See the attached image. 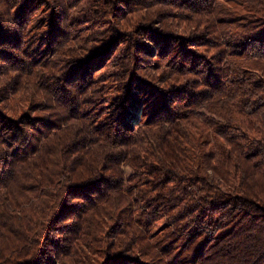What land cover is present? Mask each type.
<instances>
[{
    "label": "trees",
    "instance_id": "16d2710c",
    "mask_svg": "<svg viewBox=\"0 0 264 264\" xmlns=\"http://www.w3.org/2000/svg\"><path fill=\"white\" fill-rule=\"evenodd\" d=\"M16 1L0 0V264H56L81 239L74 264H264V0H91L84 26L115 8L134 30L54 59L77 1Z\"/></svg>",
    "mask_w": 264,
    "mask_h": 264
},
{
    "label": "rangeland",
    "instance_id": "374dc122",
    "mask_svg": "<svg viewBox=\"0 0 264 264\" xmlns=\"http://www.w3.org/2000/svg\"><path fill=\"white\" fill-rule=\"evenodd\" d=\"M76 4H75V8L72 10H70V15H74V19L71 22L72 27L75 30V38L74 40L69 41L68 43L66 41L63 42V46H59L57 48V50H54V54L51 55L49 58H52L54 55V58H58L61 57L63 54L65 55L67 53V48L69 49H75L76 54L78 55H83L85 53H87V51H90L92 49H97L100 48L102 43L105 41L110 40L112 37H114L115 33H121L122 35H124L123 31H132L134 30V25L137 24V22L134 20L135 18V13L134 12H130L128 14V12L122 13L121 11H118L115 8H108L107 12H105V17L106 20L103 22H99L98 24H94L92 26H84L79 18H76V16H79L83 13V11H85L90 3L91 0H76ZM63 2V5H71L73 6L75 2L71 3L70 0H51V5L54 6V8H59V4ZM224 5L228 6V7H233V5H230L224 1H221ZM16 7H18L21 4V0L20 1H16ZM150 5V7H147V9L145 8H141V10H139L140 14H143L144 12H148L149 14H151V12L153 11V9L155 7H157V5H153L154 8L151 7V2H148ZM171 6V5H168ZM168 6L165 5H158V10L154 15H151L153 17H157V20H155L156 25H158L157 23L161 24L160 21L163 19H166V26L171 30H175V26L170 27L169 22L172 21V24L174 25L175 21H176V17L171 14L172 9ZM110 7V6H108ZM112 11H116V13H122L123 17H119V16H111V12ZM60 16L62 17V15L60 14ZM160 27V26H158ZM122 32H121V30ZM175 32V31H174ZM179 34H181V31H179ZM98 50V49H97ZM154 54V52L152 53ZM151 55V54H150ZM147 59V64L146 65H151V59H153V56H145ZM145 65V64H144ZM143 65V66H144ZM67 66V64L65 66H63V69H65ZM65 67V68H64ZM101 67V66H99ZM135 67H139L138 64H136ZM98 69V67L96 68ZM108 69V68H107ZM98 71V70H97ZM153 71V72H152ZM150 71V73L152 74L151 76H156L159 75L161 70H152ZM97 74V72H96ZM29 79L26 80L30 83V85L32 86V83L36 81V77L34 75H30L28 76ZM106 77V75H105ZM3 79H5L3 77ZM31 90H29L30 92ZM27 93V92H26ZM131 121L133 123H137L139 122V120L141 118H143L144 116L142 115V108L140 106H136L131 110ZM123 173H124V184H125V188L123 189L122 193H119V195L117 194V199L119 200V202L123 205H128L129 200L132 198L130 194H126L128 188V178L130 176V174L132 173L131 168H129L127 165H123ZM127 187V188H126ZM135 207V206H134ZM133 207V208H134ZM135 210V208H134ZM162 227V226H161ZM163 233H161L159 235L162 236ZM86 235H84L83 233L81 234L80 237L82 238H86ZM87 239V238H86ZM154 242V241H153ZM61 245L62 247H64L67 244L66 240L61 241ZM82 243V239L76 243L73 244L72 248H70L69 253L66 254H62L59 253L55 256V260L56 264H74V259L76 257V255L74 254V252L77 250L76 246H80Z\"/></svg>",
    "mask_w": 264,
    "mask_h": 264
}]
</instances>
